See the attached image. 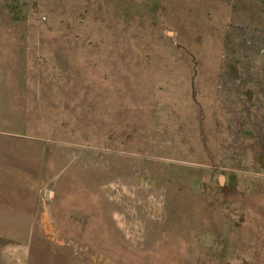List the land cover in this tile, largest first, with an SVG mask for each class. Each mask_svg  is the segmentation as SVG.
I'll use <instances>...</instances> for the list:
<instances>
[{"label": "rangeland", "instance_id": "374dc122", "mask_svg": "<svg viewBox=\"0 0 264 264\" xmlns=\"http://www.w3.org/2000/svg\"><path fill=\"white\" fill-rule=\"evenodd\" d=\"M0 264H264V0H0Z\"/></svg>", "mask_w": 264, "mask_h": 264}, {"label": "water", "instance_id": "95a60500", "mask_svg": "<svg viewBox=\"0 0 264 264\" xmlns=\"http://www.w3.org/2000/svg\"><path fill=\"white\" fill-rule=\"evenodd\" d=\"M219 182L222 183V178L219 179Z\"/></svg>", "mask_w": 264, "mask_h": 264}]
</instances>
